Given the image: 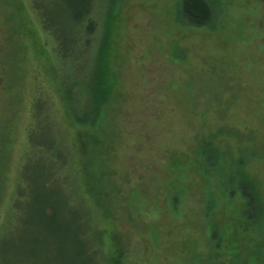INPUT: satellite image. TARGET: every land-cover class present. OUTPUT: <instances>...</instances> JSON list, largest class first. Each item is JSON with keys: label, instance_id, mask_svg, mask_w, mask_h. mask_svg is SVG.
I'll use <instances>...</instances> for the list:
<instances>
[{"label": "rangeland", "instance_id": "rangeland-1", "mask_svg": "<svg viewBox=\"0 0 264 264\" xmlns=\"http://www.w3.org/2000/svg\"><path fill=\"white\" fill-rule=\"evenodd\" d=\"M180 1L96 0L90 55L104 33L94 67L103 96L79 124L86 90L81 103L65 99L56 36L35 0H0V238L38 102L64 137L60 183L80 201L88 247L104 264H264V0H209L215 19L204 28L183 21ZM31 178L24 231L9 241L46 264L57 244L46 240V199L67 230L55 258L76 264L77 216L60 193L43 199L41 176Z\"/></svg>", "mask_w": 264, "mask_h": 264}, {"label": "trees", "instance_id": "trees-1", "mask_svg": "<svg viewBox=\"0 0 264 264\" xmlns=\"http://www.w3.org/2000/svg\"><path fill=\"white\" fill-rule=\"evenodd\" d=\"M40 3H42L40 0H35V4L42 12L44 25L56 36L58 58L59 62H62H60V75L61 79L65 83L67 82L65 99L68 102L81 103V98L76 96L78 94L77 91L86 90L87 95L85 94L84 98L87 99H84V102L87 106L84 108L82 103V107L76 104L77 108L74 110L73 116L79 124L87 123V115L91 116L89 113L96 112L94 97L97 95L103 96L102 91L100 92L99 90L100 85L96 78L94 67L99 64L103 50L104 33L101 37L102 40H100L99 49H97V52L93 51V59L90 55L94 43V34L99 27V20L93 15L96 0H52L51 5H47L48 7L46 8L41 7ZM179 13L183 21L193 28L208 27L215 19V10L209 0H181ZM104 19L105 17H103L102 21L103 26ZM87 55L90 56L85 59ZM92 71L94 74L91 73ZM94 94L95 96H93ZM40 106L41 104L38 105V102L35 103L32 113L33 126L32 130H30V145L20 171L21 181L17 184L18 203L14 211V217L11 218V221L10 218H7L10 221L9 224L6 222L3 225L0 238V264H31L30 255L35 251L28 254L29 252L26 253L25 248L21 245L18 248V245H13L8 238L11 231L16 232L15 239L17 235L19 236L24 231L22 220L27 215L26 209L29 204V197L32 194V187H36V181L31 178L32 175H40L43 187L49 191L42 196L43 199L47 195L48 199H50V196L54 195L56 197L60 193L68 204L66 207L72 209L77 216V224L80 227L75 232V239L71 243L70 251H73V258L76 264H104L103 258L99 254L97 255L95 250H90L88 247V241L85 237V226L86 224L88 225V221L83 219L80 201L73 198L71 193H67L69 189L60 183V176L65 171L67 161L66 146L63 143L64 137L62 140L58 137V128H55L54 120L49 114L46 115V111H43ZM83 118L85 120H82ZM31 153L34 158L41 162V164L36 165L39 173L36 171L34 164L31 163ZM242 192L247 200V214L254 219L257 211L256 195L248 185L242 188ZM78 199L80 198L78 197ZM44 202L46 204H44L43 209H40L44 217L50 221L45 232L47 235L46 240L51 239L57 243L51 246V251L46 250L45 262L46 264H58V235L64 237V233L67 230L58 225L54 203L46 199H44ZM14 218H16L15 226ZM90 235L92 240H94L92 233Z\"/></svg>", "mask_w": 264, "mask_h": 264}]
</instances>
